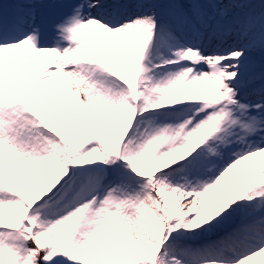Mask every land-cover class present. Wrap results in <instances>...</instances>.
Instances as JSON below:
<instances>
[{
    "label": "snow or ice",
    "instance_id": "6c2138e0",
    "mask_svg": "<svg viewBox=\"0 0 264 264\" xmlns=\"http://www.w3.org/2000/svg\"><path fill=\"white\" fill-rule=\"evenodd\" d=\"M264 257V0H0V264Z\"/></svg>",
    "mask_w": 264,
    "mask_h": 264
},
{
    "label": "bare ground",
    "instance_id": "6f19581e",
    "mask_svg": "<svg viewBox=\"0 0 264 264\" xmlns=\"http://www.w3.org/2000/svg\"><path fill=\"white\" fill-rule=\"evenodd\" d=\"M253 264H264V257L257 258V260L253 262Z\"/></svg>",
    "mask_w": 264,
    "mask_h": 264
}]
</instances>
